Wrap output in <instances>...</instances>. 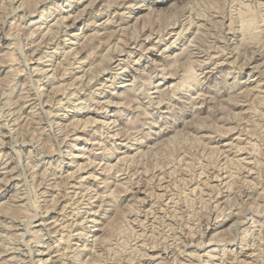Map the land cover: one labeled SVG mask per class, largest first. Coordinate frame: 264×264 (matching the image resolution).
Returning <instances> with one entry per match:
<instances>
[{
  "label": "rangeland",
  "instance_id": "1",
  "mask_svg": "<svg viewBox=\"0 0 264 264\" xmlns=\"http://www.w3.org/2000/svg\"><path fill=\"white\" fill-rule=\"evenodd\" d=\"M27 1L0 0V264H264V0H54L59 11ZM45 6L51 15L39 22ZM106 20L112 39L79 51L84 37L70 34L103 36Z\"/></svg>",
  "mask_w": 264,
  "mask_h": 264
},
{
  "label": "bare ground",
  "instance_id": "2",
  "mask_svg": "<svg viewBox=\"0 0 264 264\" xmlns=\"http://www.w3.org/2000/svg\"><path fill=\"white\" fill-rule=\"evenodd\" d=\"M10 1H11V0H10ZM39 1H40V0H39ZM43 1H45V0H43ZM49 1L51 2V4H53V6H56V5H57V6L55 7V9L53 8L54 11H55V10H56V11H57V10L59 11V10L61 9V4L56 3L54 0H49ZM67 1H69L68 6H72L73 3H75L76 0H67ZM79 1H80V0H79ZM111 1H112V0H111ZM128 1H129V0H128ZM1 2H2V1H1ZM27 2H28V1H27ZM29 2H30V0H29ZM29 2H28V4H29ZM37 2H38V0H37ZM41 2H42V1H40V3H41ZM80 2H81V1H80ZM97 2H100V1H98V0H89L88 4H89V3H90V4L92 3V5H94L95 3L97 4ZM101 2H102V1H101ZM106 2H108V1L105 0V3H106ZM122 2H123V0H122ZM256 2H257V1H256ZM10 3H11V2H10ZM30 3H31V2H30ZM43 3H44V2H43ZM243 3H244V2H243ZM243 3H242V4H243ZM7 4H8V3H7ZM25 4H26V3H25ZM86 4H87V3H86ZM88 4H87V5H88ZM90 4H89V5H90ZM101 4H102V3H101ZM127 4H128V3H127ZM130 4H131V3H129V5H130ZM255 4H256V3H255ZM10 5H11V4H10ZM38 5H39V3H38ZM58 5H59V6H58ZM87 5H86V6H87ZM89 5H88V7H89ZM107 5H108V3H106V8H107ZM110 5H111V4L109 3V6H110ZM132 5H134V4H132ZM245 5H246V4H245ZM261 5H262V4H261ZM22 6H23V5H22ZM32 6H33V5H32ZM34 6H36L35 3H34ZM34 6H33V7H34ZM53 6H52V7H53ZM90 6H91V5H90ZM109 6H108V7H109ZM138 6H139V5H138ZM48 7H50V6H45V7L40 11V14H39L40 16H39V18H38L37 21L42 22V21H44V20L46 19V16H47V15H51V14H49L50 11H49ZM83 7H84V6H83ZM91 7H93V6H91ZM99 7H100V6H99ZM99 7H98V8H99ZM127 7H131V6H127ZM16 8H17V7H16ZM35 8H36V7H34V9H35ZM101 8H102V6H101ZM106 8H105V9H106ZM244 8H245V7H244ZM31 9H32V8H31ZM31 9H30V10H31ZM34 9H32V10H34ZM85 9H86V7H85ZM90 9H91V8H90ZM99 9H100V8H99ZM103 9H104V7H103ZM103 9H102V10H103ZM105 9H104V10H105ZM239 9H240V8H239ZM246 9H248V8H246ZM246 9H245V10H246ZM13 10H15V9H13ZM17 10H18V9H17ZM72 10H73V9H72ZM79 10H80V9H78V11H79ZM81 10H82L81 12H76V13H74L75 15H74V17H73L72 19H73V22L75 21V22H74L75 24H76L77 20L80 18V16H81V14L83 13V11L85 12V10H84L83 8H82ZM88 10H89V9H88ZM92 10H93V9H92ZM95 10H97V9H95ZM95 10H94V11H95ZM158 10H159V9H158ZM54 11H52V13H53ZM98 11H101V10H98ZM192 11H193V10H192ZM214 11H215V10H214ZM216 11H217V9H216ZM242 11H243V10H242ZM249 11H250V10H249ZM6 12H7V11H6ZM90 12H91V11H90ZM107 12H108V11H107ZM114 12H115V11H114ZM218 12H219V10L217 11V13H218ZM222 12H223V11H222ZM247 12H248V11H247ZM247 12H246V15L249 14V12H248V13H247ZM29 13H30V11H29ZM59 13H60V12H59ZM91 13H92V12H91ZM127 13H128V12H127ZM255 13H256V12H255ZM255 13H254V14H255ZM7 14H8V13H7ZM31 14H33V13H31ZM68 14H69V13L65 14L66 16L62 15V17H61L62 19H58V20L55 19L54 21H56V22H55L54 24L56 25V24L58 23L59 20H63V21H64L65 19H63V18H65V17H71V15H73V14H70V16H67ZM229 14H230V13H229ZM251 14H252V12H251ZM256 14H257V13H256ZM11 15H12V14H11ZM28 15H29V14H28ZM58 15H59V14H58ZM82 15H83V14H82ZM115 15H116V13H115ZM188 15H189V14H188ZM195 15H196V14H195ZM7 16H8V15H7ZM30 16H31V15H30ZM138 16H140V15H138ZM191 16H192V15H191ZM214 16H215V15H214ZM216 16H217V14H216ZM221 16H222V15H221ZM241 16H242V15H241ZM241 16H240V17H241ZM256 16H257V15H256ZM5 17H6V16H5ZM86 17H87V16H86ZM91 17H92V16H91ZM223 17H224V16H223ZM247 17H248V16H247ZM81 18H82V17H81ZM206 18H207V17H206ZM228 18H230V16H229ZM233 18H234V17H233ZM249 18H250V17H249ZM253 18H255V17H253ZM256 18H259V17H256ZM67 19H68V18H67ZM120 19H123V18H120ZM187 19H188V17H187ZM203 19H204V18H203ZM211 19H212V18H211ZM245 19H246V18H245ZM250 19H251V18H250ZM262 19H263V17H262L261 19H259V20L261 21ZM34 20H35V19H34ZM214 20H215V19H214ZM11 21H12V20H11ZM32 21H33V20H32ZM81 21H82V20H81ZM89 21H90V20H89ZM91 21H92V20H91ZM208 21H209V20H208ZM212 21H213V20H212ZM231 21H232V20H231ZM248 21H249V20H248ZM263 21H264V19H263ZM12 22H13V21H12ZM104 22H105V21H104ZM108 22L110 23L109 20H108ZM111 22H112V21H111ZM114 22H115V21H114ZM125 22H126V21H125ZM204 22H205V21H204ZM206 22H207V21H206ZM251 22H252V21H251ZM253 22H254V21H253ZM257 22H258V19H257ZM9 23H10V22H9ZM61 23H62V21H61ZM74 23H73V24H74ZM102 23H103V21H102ZM105 23H106L105 26H104V27L102 26L103 29H106V30H105V33H104L103 36H102V35L100 36L97 32L94 33L95 31H94L92 34H86V35H85L84 32H79V33H76V34H75V33H74V34H70V39L76 41V40L81 36V34H82V36L84 37V40H85V41H84L85 44L82 42V44H84V45H82V47L79 46V47H80V48H79V49H80L79 51H81L82 49L86 50V49L88 48V46H90V45H92V46L90 47V50L93 51V50H95L96 48H99V46H100L101 44L103 45V44L106 42L107 39L111 40V39H112V36L114 35V32H115L116 30H118V29H115V31H113L112 29H110L111 26H110V24L107 23V20H106ZM116 23H117V22H116ZM119 23H120V21H119ZM133 23H134V22H133ZM175 23H176V21H175ZM220 23H221V22H220ZM220 23H219L218 26L221 25ZM231 23H232V22H231ZM3 24H4V23H3ZM11 24H12V23H11ZM54 24H53L52 26H55ZM73 24H71V25H73ZM100 24H101V23H100ZM111 24H113V22H112ZM114 24H115V23H114ZM135 24H136V23H135ZM217 24H218V23H217ZM249 24H250V23H249ZM42 25H43V24H42ZM49 25H50V24H49ZM65 25H66V24H65ZM94 25H95V23H90L88 26H94ZM121 25H122V24H121ZM209 25H210V24H209ZM228 25H229V24H228ZM50 26H51V25H50ZM76 26H77V24H76ZM114 26H115V25H114ZM125 26H127V25H125ZM164 26H165V25H164ZM170 26H171V24H170ZM201 26H202V24H201ZM248 26H249V25H248ZM252 26H253V25H252ZM255 26H256V25H255ZM20 27H21V26H20ZM20 27H19V28H20ZM46 27H47V26H46ZM67 27H68V26H67ZM95 27H97V26L95 25ZM132 27H134V26H132ZM168 27H169V25H168ZM208 27H209V26H208ZM211 27H212V26H211ZM215 27H216V26H215ZM253 27H254V26H253ZM70 28H71V27H70ZM87 28H88V27H87ZM121 28H122V26H121ZM121 28H119V29H121ZM124 28H125V27H124ZM159 28H160V27H159ZM195 28H196V27H195ZM197 28H198V27H197ZM213 28H214V27H213ZM251 28H252V27H251ZM251 28H250V29H251ZM39 29H40V28H39ZM55 29H56V28H55ZM77 29H78V28H77ZM79 29H80V28H79ZM125 29H126V28H125ZM125 29H124V30H125ZM129 29H130V28H129ZM202 29H203V28H202ZM204 29H205V28H204ZM229 29H230V28H229ZM81 30H83V29H81ZM122 30H123V29H122ZM122 30H121V32H123ZM135 30H136V29H135ZM246 30H247V29H246ZM257 30H258V29H257ZM47 31H48V30H47ZM100 31H101V30H100ZM228 31H229V30H228ZM9 32H10V31H9ZM29 32H30V31H29ZM43 32H44V31H43ZM48 32H49V31H48ZM121 32H120V33H121ZM131 32H132V31H131ZM163 32H164V31H163ZM192 32H193V31H192ZM250 32H251V31H250ZM252 32H253V31H252ZM256 32H257V31H256ZM256 32H255V33H256ZM32 33H33V32H32ZM46 33H47V32H46ZM100 33L103 34V32H100ZM115 33H116V32H115ZM120 33H119V34H120ZM123 33H124V32H123ZM148 33H149V32H148ZM155 33H156V32H155ZM159 33H161V32H159ZM37 34H38V33H37ZM43 34H44V33H43ZM121 34H122V33H121ZM121 34H120V36L123 35V34H122V35H121ZM157 34H158V33H157ZM170 34H171V33H170ZM175 34H176V33H175ZM206 34H207V33H206ZM206 34H205V35H206ZM210 34H211V33H210ZM253 34H254V33H253ZM6 35H7V34H6ZM6 35H5V36H6ZM11 35H12V34H11ZM49 35H50V34H49ZM129 35H130V34H129ZM133 35H134V34H133ZM215 35H216V34H215ZM251 35H252V34H251ZM255 35H256V34H255ZM16 36H17V35H16ZM28 36H29V35H28ZM30 36H31V35H30ZM41 36H42V34L40 35V37H41ZM43 36H44V35H43ZM45 36H46V34H45ZM116 36H117V35H116ZM116 36H114V38H115ZM144 36H145V35H144ZM150 36H151V35H150ZM150 36H149V37H150ZM175 36H176V35H175ZM257 36H258V35H257ZM257 36H256V37H257ZM14 37H15V35H14ZM32 37H33V36H32ZM47 37H48V36H47ZM129 37H130V36H129ZM133 37H134V36H133ZM153 37H154V36H153ZM161 37H162V36H161ZM207 37H208V36H207ZM252 37H253V36H252ZM16 38H17V37H16ZM49 38H50V37H49ZM65 38H66V37H65ZM137 38H138V37H137ZM193 38H194V37H193ZM42 39H43V38H42ZM205 39H206V36H205ZM257 39H258V37H257ZM259 39H260V38H259ZM17 40H18V39H17ZM27 40H28V39H27ZM51 40H52V39H51ZM109 40H107V42H108ZM123 40H124V39H123ZM191 40H192V39H191ZM196 40H197V39H196ZM198 40H199V39H198ZM198 40H197V41H198ZM200 40H202V39H200ZM36 41H37V40H36ZM113 41H114V40H113ZM192 41H193V40H192ZM207 41H208V40H207ZM209 41H210V40H209ZM258 41H259V40H258ZM42 42H43V41H42ZM42 42H41V43H42ZM72 42H73V41H72ZM254 42H255V41H254ZM7 43H8V42H7ZM38 43H39V42H38ZM49 43H50V42H49ZM69 43H70V42H69ZM134 43H135V42H134ZM173 43H174V42H173ZM193 43H194V41H193ZM198 43H200V42H198ZM202 43H204V42L202 41ZM10 44H11V43H10ZM10 44H9V45H10ZM79 44H80V42H79ZM190 44H191V43H190ZM194 44H195V43H194ZM200 44H201V43H200ZM210 44H211V43H210ZM32 45H33V44H32ZM115 45H116V43H115ZM115 45H114V46H115ZM187 45H188V44H187ZM195 45H197V44H195ZM206 45H207V43H206ZM23 46H24V45H23ZM36 46H37V45H36ZM43 46H44V45H43ZM190 46H191V45H190ZM262 46H263V45H262ZM25 47H26V46H25ZM102 47H103V46H102ZM129 47H130V46H129ZM148 47H149V46H148ZM188 47H189V46H188ZM201 47H202V46H201ZM105 48H106V45H105ZM112 48L114 49L113 46H112ZM116 48H117V47H116ZM118 48H119V47H118ZM108 49H109V47L106 49L107 52H108ZM137 49H138V48H137ZM164 49H165V48H164ZM187 49H188V48H187ZM198 49H199V48H198ZM257 49H258V48H257ZM260 49H261V48H260ZM69 50H70V49H69ZM75 50H76V49H75ZM84 50H82V51H84ZM185 50H186V49H185ZM251 50H252V49H251ZM32 51H34V50H32ZM32 51H31V52H32ZM54 51H55V50H54ZM57 51H58V50H57ZM71 51H72V50H71ZM92 51L87 52L88 55H91ZM118 51H119V50H118ZM195 51H196V50H195ZM202 51H203V50H202ZM4 52H5V51H4ZM4 52H3V53H4ZM140 52H141V51H140ZM16 53H17V52H16ZM79 53H80V52H79ZM114 53H115V52H114ZM142 53H143V52H142ZM187 53H188V52H187ZM213 53H214V52H213ZM223 53H224V52H223ZM4 54H6V53H4ZM65 54H67V53H65ZM100 54H101V53H100ZM104 54H105V53L102 52V54H101L100 56L98 55V56H99V57H97L98 60H99V61L97 62L98 65H102V64L105 63V62H104V61H105L104 58H106L105 56H106L107 54H106V55H104ZM190 54H191V53H190ZM220 54H221V53H220ZM251 54H252V53H251ZM261 54H262V53H261ZM263 54H264V53H263ZM26 55H27V54H26ZM50 55H51V54H50ZM72 55H73V54H72ZM72 55H71V56H72ZM108 55H109V53H108ZM108 55H107V56H108ZM178 55H180V54L178 53ZM178 55H177V56H178ZM191 55H192V54H191ZM32 56H33V55H32ZM77 56H78V55H77ZM77 56H76V57H77ZM86 56H87V55H86ZM177 56H176V57H177ZM185 56H186V55H185ZM251 56H252V55H251ZM19 57H20V56H19ZM40 57H41V56H40ZM161 57H162V56H161ZM64 58H65V57H64ZM86 58H87V57H86ZM35 59H36V58H35ZM62 59H63V58H62ZM74 59H75V58H74ZM112 59H113V58H112ZM0 60H1V59H0ZM43 60H44V59H43ZM107 60H108V59H107ZM109 60H110V59H109ZM193 60H194V59H193ZM83 61H85V60H83ZM174 61H175V60H174ZM178 61H179V60H178ZM186 61H187V60H186ZM188 61H189V60H188ZM191 61H192V60H191ZM246 61H247V60H246ZM27 62H28V61H27ZM32 62H33V61H32ZM37 62H38V60H37ZM40 62H41V61H40ZM67 62H68V61H67ZM80 62H81V61H80ZM85 62H87V61H85ZM85 62H84V63H85ZM194 62H195V61H194ZM205 62H206V61H205ZM262 62H264V61H262ZM60 63H61V62H60ZM72 63H73V62H72ZM92 63H94V62H92ZM148 63H149V62H148ZM154 63H155V62H154ZM53 64H54V63H53ZM97 64H96V65H97ZM157 64H158V63H157ZM200 64H201V63H200ZM2 65H3V64H2ZM43 65H44V64H43ZM104 65H107V64H104ZM116 65H117V64H116ZM126 65H127V64H126ZM184 65H185V64H184ZM13 66H14V65H13ZM40 66H41V65H40ZM45 66H46V65H45ZM67 66H68V65H67ZM102 66H103V65H102ZM181 66H182V65H181ZM201 66H202V65H201ZM55 67H57V66H55ZM70 67H71V66H70ZM79 67H80V66H79ZM95 67H96V66H95ZM170 67H172V66H170ZM174 67H175V65H174ZM189 67H190V66H189ZM220 67H221V66H220ZM15 68H16V67H15ZM66 68H67V67H66ZM31 69H32V68H31ZM63 69H65V68H63ZM85 69H86V68H85ZM91 69H93V68H91ZM101 69L105 70V67H104V68L102 67ZM113 69H114V68H113ZM189 69H192V68H189ZM189 69H187V70H189ZM35 70H36V69H35ZM40 70H41V69H40ZM54 70H55V69H54ZM54 70H53V71H54ZM58 70H59V69H58ZM122 70H123V69H122ZM122 70H120V71H122ZM187 70H186V72H187ZM206 70H207V69H206ZM253 70H254V69H253ZM257 70H258V69H257ZM73 71H74V70H73ZM85 71H86V70H85ZM106 71H107V70H106ZM153 71H154V70H153ZM190 71H191V70H189L188 72H190ZM255 71H256V70H255ZM7 72H8V71H7ZM7 72H6V73H7ZM10 72H11V71H10ZM37 72H38V70H37ZM68 72H69V71H68ZM86 72H87V71H86ZM188 72L186 73V75H188ZM192 72L194 73V70H192ZM192 72H191V74H192ZM20 73H21V72H20ZM38 73H39V72H38ZM52 73H53V72H52ZM63 73H64V71H63ZM90 73H92V72H90ZM175 73H176V72H175ZM183 73H184V72H183ZM224 73H225V72H224ZM33 74H34V73H33ZM42 74H43V73H42ZM64 74H65V73H64ZM84 74H85V73H84ZM94 74H95V73H94ZM94 74L92 73L93 76H95ZM96 74H97V73H96ZM181 74H182V73H181ZM191 74H190V75H191ZM226 74H227V73H226ZM8 75H9V74H8ZM12 75H13V74H12ZM14 75H15V74H14ZM30 75H31V74H30ZM49 75H50V73H49ZM49 75H48V76H49ZM97 75H99V74H97ZM173 75H174V74H173ZM190 75H189V76H190ZM194 75H196V74H194ZM50 76H51V75H50ZM175 76H176V75H175ZM184 76H185V74H184ZM39 77H40V76H39ZM73 77H74V76H73ZM75 77H76V76H75ZM96 77H97V76H96ZM133 77H134V76H133ZM173 77H174V76H173ZM182 77H183V76H182ZM186 77H187V76H186ZM52 78H53V77H52ZM60 78H61V77H60ZM83 78H84V77H83ZM83 78H82V79H83ZM179 78H180V76H179ZM191 78L195 79L194 76L191 77ZM191 78H190V79H191ZM6 79H8V78H6ZM6 79H5V80H6ZM61 79H62V78H61ZM73 79H74V78H73ZM73 79H72V80H73ZM182 79L184 80V78H182ZM193 79H192V80H193ZM3 80H4V79H3ZM48 80H49V79H48ZM188 80H189V78H188ZM223 80H224V79H223ZM8 81H9V80H8ZM76 81H77V80H76ZM92 81H94V80H92ZM111 81H112V80H111ZM185 81H187V80H184V82H185ZM1 82H2V81H1ZM36 82H37V81H36ZM57 82H58V81H57ZM184 82H183V83H184ZM37 83H38V82H37ZM37 83H36V84H37ZM81 83H82V81H81ZM144 83H145V82H144ZM158 83H159V82H158ZM185 83H187V82H185ZM63 84H64V83H63ZM103 84H104V83H103ZM172 84H173V83H172ZM172 84H171V85H172ZM178 84H179V83H178ZM194 84H195V83H194ZM11 85H12V84H10V87H9V86H8V87H9V88H13V87H11ZM23 85H24V84H23ZM23 85H22V86H23ZM80 85H81V84H80ZM189 85H190V84H189ZM28 86H30V85H28ZM75 86H76V85H75ZM81 86H82V85H81ZM101 86H102V85H101ZM101 86H100V87H101ZM151 86H152V85H151ZM203 86H204V85H203ZM176 87H177V86H176ZM6 88H7V87H6ZM35 88H36V87H35ZM40 88H41V87H40ZM42 88H43V87H42ZM96 88H97V87H96ZM256 88H257V87H256ZM22 89H23V88H22ZM60 89H62V88H61V84H58L57 86H53V88H52V92L57 93V91H59ZM77 89H78V88H77ZM131 89H132V88H131ZM246 89H247V88H246ZM254 89H255V88H254ZM263 89H264V88H263ZM8 90H9V89H8ZM11 90H12V89H11ZM62 90H63V89H62ZM62 90H61V91H62ZM79 90H80V89H79ZM186 90H187V89H186ZM202 90H203V89H202ZM205 90H206V89H205ZM250 90H252L251 87H250ZM24 91H25V90H24ZM24 91H23V92H24ZM67 91H68V90H67ZM165 91H166V90H165ZM260 91H261V90H260ZM263 91H264V90H263ZM23 92H22L21 94H19V98H21L22 101H27V99H28L29 97H28V95L24 94ZM29 92H30V91H29ZM47 92H48V91H47ZM81 92H82V91H81ZM248 92H249V91H248ZM255 92H256V91H255ZM54 93H53V94H54ZM11 94H12V93H11ZM34 94H35V93H34ZM47 94H48V93H47ZM61 94H62V93H61ZM92 94H93V93H92ZM167 94H168V93H167ZM248 94H249V93H248ZM258 94H259V93H258ZM36 95H37V94H36ZM164 95H165V94H164ZM203 95H204V94H203ZM48 96H49V95H48ZM92 96H93V95H92ZM209 96H210V95H209ZM259 96H260V95H259ZM27 97H28V98H27ZM193 97H194V96H193ZM0 98H1V97H0ZM65 98H66V97H65ZM89 98H90V97H89ZM162 98H163V96H162ZM252 99H253V98H252ZM258 99H259V98H258ZM260 99H261V98H260ZM17 100H18V99H17ZM33 100H34V99H33ZM49 100H51V98H50ZM20 101H21V100H20ZM22 101H21V102H22ZM45 101H46V100H45ZM179 101H180V100H179ZM206 101H207V100H206ZM229 101H230V100H229ZM229 101H228V102H229ZM233 101H234V100H233ZM257 101H259V100H257ZM261 101H262V100H261ZM15 102H16V101H15ZM47 102H48V99H47ZM51 102H52V101H51ZM81 102H83V101H81ZM86 102H87V101H86ZM101 102H102V101H101ZM163 102H164V101H163ZM210 102H211V101H210ZM259 102H260V101H259ZM40 103H41V102H40ZM48 103H49V102H48ZM55 103H57V102H55ZM79 103H80V102H79ZM117 103H118V102H117ZM170 103H171V102H170ZM262 103H263V102H262ZM4 104H5V103H4ZM7 104H8V103H7ZM10 104H11V103H10ZM107 104H108V102H107ZM111 104H112V103H111ZM176 104H177V103H176ZM55 105H56V104H55ZM69 105H70V104H69ZM242 105H243V104H242ZM263 105H264V103H263ZM36 106H37V105H36ZM79 106H80V105H79ZM100 106H101V105H100ZM11 107H13V106H11ZM30 107H31V105H30ZM114 107H115V106H114ZM247 107H248V106H247ZM9 108H10V106H9ZM88 108H89V107H88ZM57 109H58V108H57ZM59 109H60V108H59ZM100 109H101V108H100ZM102 109H103V108H102ZM248 109H249V108H248ZM0 110H1V109H0ZM75 110H76V109H75ZM94 110H95V109H94ZM193 110H194V109H193ZM10 111H11V110H10ZM13 111H14V110H13ZM18 111H19V110H18ZM248 111H249V110H248ZM29 112H30V111H29ZM256 112H257V111H256ZM262 112H263V110H262ZM35 113H36V112H35ZM46 113H47V112H46ZM181 113H182V111H181ZM195 113H196V112H195ZM237 113H238V112H237ZM50 114H51V113H50ZM263 114H264V113H263ZM7 115H8V114H7ZM19 115H20V114H19ZM44 115H45V114H44ZM191 115H192V114H191ZM8 116H9V115H8ZM8 116H7V117H8ZM17 116H18V115H17ZM38 116H39V115H38ZM46 116H47V114H46ZM46 116H45V117H46ZM117 116H118V115H117ZM171 116H172V115H171ZM28 117H29V116H28ZM28 117H27V118H28ZM88 117H89V116H88ZM233 117H235V115H234ZM17 118H18V117H17ZM201 118H202V117H201ZM39 119H40V118H39ZM47 119H48V118H47ZM89 119H90V118H89ZM178 119H179V118H178ZM71 120L73 121L72 118H71ZM85 120H87V119H85ZM255 120H256V119H255ZM32 121H33V120H32ZM32 121H31V122H32ZM77 121H78V120H77ZM98 121H99V120H98ZM245 121H246V120H245ZM14 122H16V121H14ZM48 122H49V120H48ZM74 122H75V121H74ZM87 122H89V120H87ZM193 122H194V121H193ZM258 122H259V121H258ZM19 123H20V122H19ZM29 123H30V122H29ZM36 123H38V122H36ZM51 123H52V122H51ZM95 123H96V121H95ZM97 123H99V122H97ZM103 123H105V122H103ZM109 123H110V122H109ZM236 123H237V121H236ZM57 124H58V123H57ZM67 124H69V123H67ZM71 124H72V123H71ZM71 124H70V125H71ZM85 124H86V123H85ZM87 124H88V123H87ZM92 124H94V122H92ZM182 124H183V123H182ZM249 124H250V123H249ZM3 125H4V124H3ZM11 125H12V124H11ZM31 125H32V124H31ZM31 125H30V126H31ZM49 125H50V124H49ZM76 125H77V124H76ZM202 125H203V123H202ZM204 125H205V124H204ZM255 125H256V124H255ZM6 126H7V125H6ZM26 126H27V125H26ZM33 126H34V125H33ZM40 126H41V125H40ZM79 126H80V125H79ZM85 126H86V125H85ZM185 126H186V125H185ZM236 126H237V125H236ZM71 127H72V126H71ZM82 127H83V126H82ZM202 127H203V126H202ZM218 127L220 128V126H218ZM218 127H217V128H218ZM0 128H1V127H0ZM6 128H7V127H6ZM26 128H27V127H26ZM199 128H200V127H199ZM229 128H230V127H229ZM232 128H233V127H232ZM232 128H231V129H232ZM240 128H241V127H240ZM244 128H245V127H244ZM248 128H249V127H248ZM63 129H64V128H63ZM83 129H84V127H83ZM175 129H176V128H175ZM222 129H223V128H222ZM233 129H234V128H233ZM241 129H242V128H241ZM245 129H247V128H245ZM251 129H252V128H251ZM251 129H249V131H250ZM7 130H8V129H7ZM99 130H101V129H99ZM180 130H181V129H180ZM225 130H226V129H225ZM225 130H224V131H225ZM229 130H230V129H229ZM242 130H243V129H242ZM258 130H259V129H258ZM194 131H195V130H194ZM214 131H215V130H214ZM219 131H220V130H219ZM245 131H246V130H245ZM0 132H1V131H0ZM39 132H40V131H39ZM74 132H75V131H74ZM175 132H176V131H175ZM225 132H226V131H225ZM230 132H231V130H230ZM8 133H10V132H8ZM172 133H173V132H172ZM190 133H191V132H190ZM219 133H221V132H219ZM219 133H218V134H219ZM245 133H246V132H245ZM34 134H35V133H34ZM39 134H40V133H39ZM68 134H69V133H68ZM213 134H214V133H213ZM215 134H216V133H215ZM222 134H223V133H222ZM225 134H227V133H225ZM247 134H248V133H247ZM1 135H2V134H1ZM1 135H0V136H1ZM5 135H6V134H5ZM208 135H209V134H208ZM238 135H239V134H238ZM251 135H252V134H251ZM9 136H10V134H9ZM17 136H18V135H17ZM108 136H109V135H108ZM202 136H203V135H202ZM209 136H210V135H209ZM263 137H264V136H263ZM15 138H16V137H15ZM37 138H38V137H37ZM37 138H36V139H37ZM40 138H41V137H40ZM51 138H52V137H51ZM62 138H63V137H62ZM123 138H124V137H123ZM82 139H83V138H82ZM201 139H202V138H201ZM206 139H207V138H206ZM237 139H238V138H237ZM95 140H96V139H95ZM107 140H108V139H107ZM197 140H198V139H197ZM197 140H196V141H197ZM207 140H208V139H207ZM6 141H7V140H6ZM29 141H30V140H29ZM3 142H4V141H3ZM35 142H36V141H35ZM119 142H120V141H119ZM154 142H155V141H154ZM248 142H249V141H248ZM18 143H19V142H18ZM29 143H30V142H29ZM86 143H87V142H86ZM91 143H92V142H91ZM14 144H15V143H14ZM37 144H38V143H37ZM201 144H202V143H201ZM223 144H226V143H223ZM103 145H104V144H103ZM229 145H230V144H229ZM71 146H72V145H71ZM235 146H236V145H235ZM235 146H234V147H235ZM37 147H38V146H37ZM73 147H74V146H73ZM202 147H203V145H202ZM208 147H209V146H208ZM210 147H211V146H210ZM210 147H209V148H210ZM248 147H249V146H248ZM32 148H33V147H32ZM107 148H108V147H107ZM113 148H114V147H113ZM196 148H198V147H196ZM240 148H241V147H240ZM73 149H75V148H73ZM201 149H202V148H201ZM242 149H243V148H242ZM252 149H253V148H252ZM12 150H13V149H12ZM146 150H147V149H146ZM146 150H145V151H146ZM204 150H205V149H204ZM213 150H214V149H213ZM239 150H241V149H239ZM243 150H244V149H243ZM29 151H30V150H29ZM83 151H84V150H83ZM196 151H197V150H196ZM201 151H202V150H201ZM211 151H212V149H211ZM252 151H254V150H252ZM31 152H32V151H31ZM37 152H38V151H37ZM228 152H229V151H228ZM247 152H248V151H247ZM2 153H3V152H2ZM17 153H18V152H17ZM66 153H67V152H66ZM139 153H140V152H139ZM187 153H188V152H187ZM200 153H201V152H200ZM213 153H214V151H213ZM238 153H239V152H238ZM256 153H257V152H256ZM71 154H72V153H71ZM142 154H143V153H142ZM182 154H183V153H182ZM182 154H181V155H182ZM209 154H211V152H210ZM248 154H249V153H248ZM0 155H1V154H0ZM29 155H30V152H29ZM34 155H35V154H34ZM39 155H40V154H39ZM46 155H47V154H46ZM66 155H67V154H66ZM68 155H70V154H68ZM131 155H132V154H131ZM145 155H146V154H145ZM145 155H144V156H145ZM183 155H184V154H183ZM201 155H202V154H201ZM201 155H200V156H201ZM233 155H234V154H233ZM254 155H255V154H254ZM4 156H5V155H4ZM6 156H7V155H6ZM30 156H31V155H30ZM59 156H60V155H59ZM127 156H128V155H126V157H127ZM207 156H208V155H207ZM207 156H206V157H207ZM210 156H211V155H210ZM221 156H222V155H221ZM39 157H40V156H39ZM42 157H43V156H42ZM129 157H130V155H129ZM177 157H178V156H177ZM177 157H176V159H177ZM191 157H192V156H191ZM213 157H214V155H213ZM231 157H232V156H231ZM259 157H260V156H259ZM259 157H258V158H259ZM4 158H5V157H4ZM244 158H245V157H244ZM127 159H128V158H127ZM127 159H126V160H127ZM138 159H139V158H138ZM141 159H143V158L141 157ZM178 159H179V158H178ZM187 159H188V158H187ZM190 159H191V158H190ZM198 159H199V158H198ZM237 159H238V158H237ZM20 160H21V159H20ZM116 160H117V159H116ZM116 160H115V161H116ZM123 160H124V158H123ZM123 160H122V161H123ZM193 160H194V159H193ZM228 160H229V159H228ZM233 160H234V159H233ZM248 160H249V159H248ZM259 160H260V159H259ZM26 161H27V159H26ZM28 161H29V160H28ZM88 161H89V160H88ZM90 161H91V160H90ZM133 161H136V160H133ZM137 161H138V160H137ZM178 161H179V160H178ZM231 161H232V160H231ZM244 161H245V160H244ZM116 162H119V161H116ZM127 162H130V159H129V161H127ZM131 162H132V161H131ZM189 162H190V161H189ZM223 162H224V161H223ZM241 162H242V161H241ZM258 162H259V161H258ZM86 163H88V162H86ZM123 163H124V161H123ZM173 163H174V162H173ZM227 163H228V162H227ZM227 163H226V164H227ZM248 163H249V162H248ZM24 164H25V163H24ZM28 164H29V163H28ZM81 164H82V163H81ZM130 164H131V163H130ZM130 164H129V165H130ZM170 164H171V163H170ZM183 164H184V163H183ZM197 164H198V163H197ZM236 164H237V163H236ZM31 165H32V164H31ZM111 165H112V164H111ZM111 165H110V166H111ZM131 165H134V164L132 163ZM137 165H138V164H137ZM186 165H188V164H186ZM200 165H202V164H200ZM200 165H199V166H200ZM231 165H232V164H231ZM240 165H241V164H240ZM245 165H246V164H245ZM24 166H25V165H24ZM78 166H80V165H78ZM108 166H109V165H108ZM114 166H116V165H114ZM142 166H143V165H142ZM159 166H160V165H159ZM171 166H172V165H171ZM180 166H181V165H180ZM183 166H184V165H183ZM209 166H210V165H209ZM213 166H214V164H213ZM224 166H225V164H224ZM22 167H23V166H22ZM46 167H47V166H46ZM89 167H90V165H89ZM89 167H88V168H89ZM119 167H120V166H119ZM140 167H141V166H140ZM193 167H194V166H193ZM200 167H201V166H200ZM214 167H215V166H214ZM226 167H227V165H226ZM231 167H232V166H231ZM235 167H236V166H235ZM240 167H242V166H240ZM255 167H256V165H255ZM86 168H87V167H86ZM113 168H114V167H113ZM115 168H116V167H115ZM130 168H131V167H130ZM132 168H133V167H132ZM157 168H159V167H157ZM161 168H162V167H161ZM164 168H165V167H164ZM167 168H168V166H167ZM171 168H172V167H170L169 169H171ZM183 168H184V167H183ZM212 168H213V167H212ZM219 168H221V167H219ZM223 168H224V167H223ZM236 168H237V167H236ZM242 168H243V167H242ZM257 168H258V166H257ZM25 169H26V168H25ZM30 169H31V168H30ZM77 169H78V168H77ZM77 169H76V171H77ZM82 169H83V168H82ZM121 169H122V167H121ZM126 169H127V168H126ZM154 169H155V168H154ZM154 169H152V171H153ZM181 169H182V167H181ZM188 169H189V168H188ZM191 169H193L192 166H191ZM221 169H222V168H221ZM237 169H238V168H237ZM258 169H259V168H258ZM15 170H16V169H15ZM34 170H35V169H34ZM78 170H80V169H78ZM84 170H85V169H84ZM111 170H112V169H111ZM135 170H136V169H135ZM135 170H134V171H135ZM146 170H147V169H146ZM161 170H162V169H161ZM186 170H187V166H186ZM202 170H203V169H202ZM252 170H253V169H252ZM4 171H5V170H4ZM223 171H224V170H223ZM239 171H240V170H239ZM262 171H264V170H262ZM6 172H7V171H6ZM11 172H12V171H11ZM48 172H49V171H48ZM78 172H79V171H78ZM135 172H136V171H135ZM137 172H138V171H137ZM137 172H136V173H137ZM142 172H143V171H142ZM171 172H172V171H171ZM183 172H184V171H183ZM191 172H192V171H191ZM199 172H200V171H199ZM201 172H202V171H201ZM205 172H206V171H205ZM231 172H232V171H231ZM256 172H257V171H256ZM258 172H259V170H258ZM260 172H261V171H260ZM108 173H109V172H108ZM117 173H118V172H117ZM131 173H132V172H131ZM148 173H149V172H148ZM152 173H153V172H152ZM188 173H189V172H188ZM192 173H193V172H192ZM192 173H191V174H192ZM229 173H230V172H229ZM233 173H234V172H233ZM248 173H249V172H248ZM15 174H16V173H15ZM15 174H14V175H15ZM26 174H27V173H26ZM33 174H34V173H33ZM35 174H36V173H35ZM142 174H143V173H142ZM176 174H177V173H176ZM186 174H187V173H186ZM203 174H204V173H203ZM216 174H217V173H216ZM216 174H215V175H216ZM225 174H226V173H225ZM225 174H224V175H225ZM231 174H232V173H231ZM236 174H237V173H236ZM259 174H260V173H259ZM41 175H42V174H41ZM44 175H45V174H44ZM51 175H53V174H51ZM111 175H112V174H111ZM116 175H117V174H116ZM118 175H119V174H118ZM168 175H169V174H168ZM172 175H173V174H172ZM184 175H185V174H184ZM240 175H242V174H240ZM261 175H262V174H261ZM4 176H5V175H4ZM25 176H26V175H25ZM31 176L33 177V175H31ZM35 176H36V175H35ZM42 176H43V175H42ZM42 176H41V177H42ZM128 176H129V175H128ZM132 176L134 177V175H132ZM160 176H162V175H160ZM164 176H165V175H164ZM198 176H199V174H198ZM205 176H206V175H205ZM211 176H212V175H211ZM218 176H219V175H218ZM246 176H247V175H246ZM72 177H73V176H72ZM139 177H140V176H139ZM169 177H170V176H169ZM214 177H215V176H214ZM221 177H222V176H221ZM235 177H239V176H236V175H235ZM240 177H241V176H240ZM255 177H256V176H255ZM39 178H40V176H39ZM81 178H82V177H81ZM83 178H84V177H83ZM89 178H90V177H89ZM163 178H164V177H163ZM171 178H172V177H171ZM198 178H199V177H198ZM219 178H220V176L218 177V179H219ZM231 178H232V176H231ZM36 179H37V178H36ZM116 179H117V178H116ZM131 179H132V178H130V180H131ZM177 179H178V178H177ZM187 179H188V178H187ZM214 179H215V178H214ZM256 179H257V178H256ZM38 180H39V179H38ZM139 180H140V179H139ZM153 180H154V178H153ZM181 180H182V178H181ZM211 180H212V179H211ZM242 180H243V179H242ZM6 181H7V180H6ZM6 181H5V183H6ZM44 181H45V180H44ZM67 181H68V180H67ZM132 181H133V180H132ZM145 181H146V180H145ZM148 181H149V180H148ZM160 181H161V179H160ZM162 181H165V180L163 179ZM231 181H232V180H231ZM234 181H235V180H234ZM0 182H1V181H0ZM134 182H135V181H134ZM185 182H186V181H184V183H185ZM227 182H228V181H227ZM236 182H237V181H236ZM257 182H258V181H257ZM261 182H262V181H261ZM2 183H3V182H2ZM42 183H43V182H42ZM42 183H41V184H42ZM45 183H46V182H45ZM45 183H44V184H45ZM115 183H116V182H115ZM115 183H114V184H115ZM147 183H148V182H147ZM147 183H146V184H147ZM159 183H160V182H159ZM177 183H178V182H177ZM198 183H199V182H198ZM206 183H207V182H206ZM246 183H247V182H246ZM116 184H117V183H116ZM120 184H121V183H120ZM139 184H140V183H139ZM174 184H175V183H174ZM178 184H179V183H178ZM186 184H187V183H185V185H186ZM212 184H213V183H212ZM216 184H217V183H216ZM236 184H237V183H236ZM242 184H243V183H242ZM244 184H245V183H244ZM247 184L249 185L250 183H247ZM17 185H18V184H17ZM20 185H21V184H20ZM39 185H40V184H39ZM135 185H136V184H135ZM175 185H176V184H175ZM182 185H183V184H182ZM206 185H207V184H206ZM231 185H232V184H231ZM231 185H229V186H231ZM253 185H254V183H253ZM256 185H257V184H256ZM29 186H30V185H29ZM46 186H47V185H46ZM46 186H45V187H46ZM69 186H70V185H69ZM89 186H90V185H89ZM126 186H127V185H126ZM151 186H152V185H151ZM173 186H174V185H173ZM179 186H180V185H179ZM179 186H178V187H179ZM186 186H187V185H186ZM220 186H221V185H220ZM235 186H236V185H235ZM238 186H239V185H238ZM40 187H41V186H40ZM82 187H83V186H82ZM116 187H117V186H116ZM130 187H131V186H130ZM145 187H146V186H145ZM160 187H161V186H160ZM183 187H184V186H183ZM208 187H209V186H208ZM216 187H217V185H216ZM221 187H222V186H221ZM252 187H253V186H252ZM15 188H16V187H15ZM27 188H28V187H27ZM38 188H39V187H38ZM38 188H37V189H38ZM79 188H80V186H79ZM87 188H88V187H87ZM131 188H132V187H131ZM148 188H149V187H148ZM171 188H172V187H171ZM193 188H194V187H193ZM193 188H192V189H193ZM212 188H213V187H211V190H212ZM228 188H230V187H228ZM231 188H232V187H231ZM244 188H245V187H244ZM43 189H44V188H43ZM50 189H51V188H50ZM127 189H128V187H127ZM158 189H159V188H158ZM166 189H167V188H166ZM182 189H183V188H182ZM201 189H202V188H201ZM216 189H217V188H216ZM218 189H219V188H218ZM226 189H227V188H226ZM19 190H20V189H19ZM66 190H67V189H66ZM66 190H65V191H66ZM90 190H91V189H90ZM131 190H132V189H131ZM149 190H150V189H149ZM168 190H169V189H168ZM178 190H179V189H178ZM206 190H207V189H206ZM31 191H32V190H31ZM125 191H126V190H125ZM141 191H142V190H141ZM143 191H144V190H143ZM182 191H183V190H182ZM187 191H188V190H187ZM218 191H219V190H218ZM236 191H237V189H236ZM238 191H239V190H238ZM254 191H255V190H254ZM24 192H25V191H24ZM168 192H169V191H168ZM170 192H171V191H170ZM226 192H227V191H226ZM245 192H246V191H245ZM21 193H22V192H21ZM77 193H78V192H77ZM83 193H84V192H83ZM86 193H87V192H86ZM89 193H90V192H89ZM94 193H95V192H94ZM143 193H144V192H143ZM163 193H164V192H163ZM172 193H173V192H172ZM184 193H185V192L183 191L182 194H184ZM191 193H192V192H191ZM199 193H200V192H199ZM209 193H210V192H209ZM218 193H219V192H218ZM230 193H231V192H230ZM238 193H239V192H238ZM52 194H53V193H52ZM97 194H98V193H97ZM156 194H157V193H156ZM158 194H159V193H158ZM158 194H157V195H158ZM165 194H166V193H165ZM188 194H190V193L188 192ZM188 194H187V195H188ZM216 194H217V193H215V195H216ZM233 194H234V193H233ZM32 195H33V194H32ZM69 195H70V194H69ZM74 195H76V193H75ZM103 195H104V194H103ZM163 195H164V194H163ZM171 195H172V194H171ZM187 195H186V196H187ZM192 195H193V194H192ZM15 196H16V195H15ZM25 196H26V195H25ZM77 196H78V195H77ZM196 196H197V195H196ZM209 196H210V194H209ZM231 196H232V195H231ZM239 196H240V195H239ZM249 196H250V195H249ZM52 197H54V196L52 195ZM74 197H75V196H74ZM101 197H102V196H101ZM158 197H159V196H158ZM160 197H162V196H160ZM172 197H173V196H172ZM215 197H216V196H215ZM217 197H219V196H217ZM226 197H227V196H226ZM246 197H247V196H246ZM258 197H259V196H258ZM95 198H96V197H95ZM105 198H107V197H105ZM128 198H129V197H128ZM188 198H189V197H188ZM207 198H208V197H207ZM232 198H233V197H232ZM249 198H250V197H249ZM17 199H18V198H17ZM101 199H102V198H101ZM101 199H100V200H101ZM160 199H161V198H160ZM195 199H196V198H195ZM203 199H204V198H203ZM230 199H231V198H230ZM251 199H252V198H251ZM75 200H76V199H75ZM75 200H74V201H75ZM139 200H140V199H139ZM196 200H197V199H196ZM196 200H195V201H196ZM252 200H254V199H252ZM53 201H54V200H53ZM77 201H78V200H77ZM79 201H80V200H79ZM89 201H90V200H89ZM136 201H137V200H136ZM144 201H145V200H144ZM175 201H176V200H175ZM200 201H201V200H200ZM228 201H229V200H228ZM232 201H233V200H232ZM54 202H55V201H54ZM133 202H134V201H133ZM140 202H141V201H140ZM162 202H163V201H162ZM176 202H177V201H176ZM176 202H175V204H176ZM189 202H190V201H189ZM197 202H198V201H197ZM202 202H203V201H202ZM207 202H208V201H207ZM207 202H205V203H207ZM253 202H254V201H253ZM57 203H58V202H57ZM79 203H80V202H79ZM126 203H127V202H126ZM141 203H142V202H141ZM151 203H152V202H151ZM235 203H236V202H235ZM243 203H244V202H243ZM247 203H248V202H247ZM6 204H7V203H6ZM24 204H25V203H24ZM52 204H53V203H52ZM99 204H100V203H99ZM102 204H103V203H102ZM156 204H157V203H156ZM156 204H155V205H156ZM184 204H185V203H184ZM189 204H191V203H189ZM200 204H201V203H200ZM262 204H263V203H262ZM18 205H19V204H18ZM95 205H96V204H95ZM113 205H114V204H113ZM150 205H151V204H150ZM169 205H170V204H169ZM228 205H229V204H228ZM248 205H249V204H248ZM9 206H10V205H9ZM11 206L13 207V205H11ZM26 206H27V205H26ZM44 206H45V205H44ZM46 206H47V205H46ZM50 206H52V205H50ZM72 206H73V205H72ZM74 206H75V205H74ZM97 206H98V205H97ZM153 206H154V205H153ZM175 206H176V205H175ZM202 206H203V205H202ZM214 206H215V204H214ZM214 206H213V207H214ZM222 206H223V205H222ZM231 206H232V204H231ZM231 206H230V207H231ZM237 206H240V205H237ZM237 206H236V207H237ZM24 207H25V206H24ZM24 207H23V209H24ZM65 207H66V204H65ZM86 207H87V206H86ZM98 207H99V206H98ZM121 207H122V206H121ZM134 207H135V204H134ZM134 207H132V210H133ZM190 207H191V206H190ZM206 207H207V206H206ZM216 207H217V206H216ZM220 207H221V206H220ZM243 207H244V206H243ZM4 208H5V207H4ZM9 208H10V207H9ZM9 208H7V210L11 213V211L9 210ZM17 208H19V207H17ZM17 208H16V209H17ZM150 208H151V207H150ZM159 208H160V207H159ZM176 208H177V207H176ZM193 208H194V204H193ZM214 208H215V207H214ZM224 208H225V207H224ZM227 208H228V207H227ZM13 209H14V208H13ZM23 209H22V211H24ZM26 209H27V208H26ZM60 209H61V208H60ZM62 209H63V208H62ZM103 209H105V208H103ZM122 209H123V208H122ZM135 209H136V208H135ZM135 209H134V210H135ZM137 209H138V208H137ZM160 209H161V208H160ZM162 209H163V208H162ZM174 209H175V208H174ZM185 209H186V208H185ZM211 209H212V208H211ZM225 209H226V208H225ZM252 209H253V208H252ZM258 209H259V208H258ZM95 210H96V209H95ZM129 210H130V209H129ZM146 210H147V209H146ZM146 210H145V211H146ZM190 210H191V209H190ZM200 210H201V209H200ZM261 210H262V209H261ZM3 211H4V214H5V210H3ZM13 211H14V210H13ZM15 211H16V210H15ZM19 211H20V209H19ZM19 211H18L17 213H19ZM22 211H21V212H22ZM48 211H49V209H48ZM76 211H77V210H76ZM136 211H137V210H136ZM150 211H151V210H150ZM252 211H253V210H252ZM256 211H257V210H256ZM256 211H255V212H256ZM39 212H40V211H39ZM80 212H81V211H80ZM117 212H119V211H117ZM133 212H134V211H132V213H133ZM138 212H139V211H138ZM138 212H137V213H138ZM175 212H176V211H175ZM183 212H184V211H183ZM191 212H192V211H191ZM197 212H198V211H196V213H197ZM205 212H206V210H205ZM224 212H225V211H224ZM10 213H8V214H9V215H12V213H11V214H10ZM24 213H25V212H24ZM24 213H23V215H24ZM32 213H33V212H32ZM46 213H47V212H46ZM46 213H45V214H46ZM86 213H87V212H86ZM128 213H129V212H128ZM134 213H135V212H134ZM173 213H174V212H173ZM207 213H208V212H207ZM15 214H16V212H15ZM58 214H59V213H58ZM116 214H117V213H116ZM116 214H115V215H116ZM119 214H120V213H119ZM122 214H123V213H122ZM151 214H152V213H151ZM151 214H150V215H151ZM156 214H157V213H156ZM182 214H183V213H182ZM189 214H190V213H189ZM219 214H220V213H219ZM235 214H236V213H235ZM257 214H258V213H257ZM262 214H263V213H262ZM5 215H6V214H5ZM5 215H4V216H5ZM16 215H17V214H16ZM23 215H22V216H23ZM145 215H146V214H145ZM150 215H149V216H150ZM194 215H195V214H194ZM221 215H222V214H221ZM221 215H220V216H221ZM18 216H19V215H17V217H18ZM120 216H121V215H120ZM137 216H138V214H137ZM176 216H177V215H176ZM180 216H181V215H180ZM182 216H183V215H182ZM190 216H191V214H190ZM15 217H16V216H15ZM19 217H21V216H19ZM23 217H24V216H23ZM40 217H41V216H40ZM116 217H117V216H116ZM157 217H159V216H157ZM172 217H173V216H172ZM192 217H193V216H192ZM240 217H241V216H240ZM10 218H12V217H10ZM111 218L113 219L114 217H111ZM121 218H122V217H121ZM124 218H125V217H124ZM190 218H191V217H190ZM246 218H247V217H246ZM249 218H250V217H249ZM8 219H9V218H8ZM24 219H25V218H24ZM73 219H74V218H73ZM108 219H110V218H108ZM112 219H110V221H108V222H110V226H109V227H111V225H112L111 223H113V222H111ZM131 219H132V218H131ZM168 219H169V218H168ZM219 219H220V218H219ZM4 220H5V219H4ZM15 220H16V219H15ZM15 220H14V221H15ZM56 220H57V219H56ZM68 220H69V219H68ZM86 220H87V219H86ZM94 220H95V219H94ZM118 220H119V219H118ZM240 220H241V219H240ZM9 221H10V219H9ZM19 221H20V219H19ZM21 221L23 222L24 220H21ZM49 221H50V220H49ZM66 221H67V220H66ZM97 221H98V220H97ZM119 221H120V220H119ZM134 221H135V220H134ZM152 221H153V220H152ZM159 221H160V220H159ZM197 221H198V220H197ZM215 221H216V220H215ZM242 221H243V220H242ZM15 222H16V221H15ZM39 222H40V221H39ZM56 222H58V221H56ZM56 222H55V224H56ZM117 222H118V221H117ZM120 222H121V221H120ZM127 222H128V221H127ZM143 222H144V221H143ZM156 222H157V221H156ZM184 222H185V221H184ZM187 222H188V221H187ZM208 222H209V221H208ZM233 222H235V221H233ZM11 223H12V222H11ZM44 223H45V222H44ZM44 223H43V224H44ZM47 223H48V222H47ZM93 223H94V221H93ZM115 223H116V222H115ZM123 223H124V222H123ZM133 223H134V222H133ZM148 223H149V222H148ZM171 223H172V222H171ZM253 223H254V222H253ZM4 224H5V223H4ZM39 224H40V223H39ZM41 224H42V223H41ZM45 224H46V223H45ZM95 224H96V223H95ZM102 224H103V223H102ZM107 224H108V223H107ZM124 224H125V223H124ZM65 225H66V224H65ZM96 225H97V224H96ZM105 225H106V224H104V226H105ZM108 225H109V224H108ZM120 225H121V224H120ZM147 225H148V224H147ZM231 225H232V224H231ZM254 225H256V224H254ZM4 226H5V225H4ZM13 226H14V225H13ZM15 226H16V225H15ZM43 226H44V225H43ZM46 226H47V225H46ZM74 226H75V225H74ZM128 226H129V224H128ZM139 226H140V225H139ZM143 226H144V225H143ZM154 226H155V225H153V227H154ZM178 226H179V225H178ZM191 226H192V225H191ZM51 227H52V226H51ZM106 227H108V226H106ZM109 227H108V228H109ZM172 227H173V226H172ZM5 228H6V227H5ZM5 228H4V229H5ZM49 228H50V227H49ZM64 228H65V227H64ZM108 228H107V229H108ZM112 228H114V227H112ZM159 228H160V227H159ZM159 228H158V229H159ZM187 228H188V227H187ZM200 228H201V227H200ZM227 228H229V226H228ZM231 228H232V227H231ZM233 228H234V226H233ZM12 229H14V228H12ZM46 229H47V227H46ZM110 229H111V228H110ZM128 229H129V228H128ZM135 229H136V228H135ZM141 229H142V228H141ZM181 229H182V228H181ZM7 230H8V229H7ZM68 230H69V228H68ZM150 230H151V229H150ZM228 230H229V229H228ZM230 230H231V229H230ZM245 230H246V229H245ZM34 231H35V230H34ZM103 231H104V230H103ZM132 231H133V230H132ZM142 231H143V230H142ZM161 231H162V230H161ZM258 231H259V230H258ZM47 232H48V231H47ZM101 232H102V231H101ZM101 232H100V233H101ZM126 232H127V231H126ZM156 232H157V231H156ZM156 232H155V233H156ZM164 232H165V231H164ZM178 232H179V231H178ZM188 232H189V231H188ZM188 232H187V234H188ZM4 233H5V232H4ZM104 233H105V232H104ZM152 233H153V232H152ZM199 233H200V232H199ZM258 233H259V232H258ZM12 234H13V233H12ZM14 234H15V233H14ZM27 234H28V233H27ZM50 234H52V233H50ZM64 234H65V233H64ZM136 234H137V233H136ZM140 234H141V233H140ZM157 234H158V233H157ZM181 234H182V233H181ZM232 234H233V233H232ZM71 235H72V234H71ZM115 235H116V234H115ZM150 235H151V234H150ZM150 235H149V236H150ZM258 235H259V234H258ZM17 236H18V235H17ZM128 236H129V234H128ZM130 236L132 237V234H130ZM141 236H142V235H141ZM156 236H157V235H156ZM240 236H242V235H240ZM9 237H10V236H9ZM14 237H15V236H14ZM37 237H38V236H37ZM102 237H103V236H102ZM109 237H110V235H109ZM109 237H108V238H109ZM162 237H164V236H162ZM187 237H188V236H187ZM201 237H202V236H201ZM261 237H262V236H261ZM67 238H68V237H67ZM110 238H111V237H110ZM136 238H137V237H136ZM156 238H157V237H156ZM192 238H193V236H192ZM219 238H220V237H218V239H219ZM29 239H30V238H29ZM57 239H58V238H57ZM69 239H70V237H69ZM95 239H96V238H95ZM106 239H107V238H106ZM106 239H105V240H106ZM138 239H139V238H138ZM143 239H144V238H143ZM153 239H155L154 236H153ZM164 239H165V238H164ZM218 239H216V240H218ZM0 240H1V239H0ZM3 240H4V239H3ZM105 240H104V241H105ZM118 240H119V239H118ZM129 240H130V239H129ZM145 240H146V239H145ZM149 240H150V239H149ZM155 240H156V239H155ZM155 240H153V241H155ZM161 240H162V239H161ZM165 240H166V239H165ZM199 240H200V239H199ZM221 240H222V238H221ZM230 240L232 241V238H231ZM257 240H258V239H257ZM104 241H103V242H104ZM135 241H136V240H135ZM186 241H187V240H186ZM212 241H213V240H212ZM223 241H224V240H223ZM226 241H227V240H226ZM260 241H261V239H260ZM67 242H68V241H67ZM115 242H116V241H115ZM171 242H172V241H171ZM176 242H177V241H176ZM178 242H179V241H178ZM208 242H210V240H209ZM229 242H230V241H229ZM76 243H77V242H76ZM134 243H135V242H134ZM147 243H148V242H147ZM162 243H163V240H162ZM195 243H197V242H195ZM230 243H231V242H230ZM25 244H26V243H25ZM92 244H93V243H92ZM103 244H104V243H103ZM108 244H109V243H108ZM119 244H120V243H119ZM144 244H146V243H144ZM144 244H143V245H144ZM171 244H173V243H171ZM243 244H244V243H243ZM123 245H124V244H123ZM184 245H185V244H184ZM190 245H192V244L190 243ZM201 245H202V244H201ZM12 246H13V245H12ZM53 246H54V245H53ZM67 246H68V245H67ZM119 246H120V245H119ZM124 246H125V245H124ZM136 246H137V244H136ZM158 246H159V245H158ZM198 246H199V245H198ZM261 246H262V245H261ZM261 246H260V248H261ZM14 248H15V247H14ZM19 248H20V247H19ZM71 248H72V247H71ZM215 248H216V247H215ZM12 249H13V248H12ZM242 249H243V248H242ZM248 249H249V248H248ZM251 249H252V248H251ZM9 250H10V249H9ZM71 250H72V249H71ZM85 250H86V249H85ZM92 250H93V249H92ZM130 250H131V249H130ZM146 250H147V249H146ZM148 250H149V249H148ZM150 250H151V249H150ZM164 250H166V249H164ZM179 250H180V249H179ZM212 250H213V249H212ZM10 251H11V250H10ZM13 251H14V250H13ZM49 251H50V250H49ZM102 251H103V250H102ZM119 251H120V249H119ZM182 251H183V250H182ZM221 251H222V250H221ZM259 251H260V250H259ZM15 252H16V251H15ZM63 252H64V251H63ZM79 252H80V251H79ZM90 252H91V251H90ZM141 252H142V251H141ZM193 252H194V251H193ZM232 252H233V251H232ZM43 253H44V252H43ZM77 253H78V252H77ZM112 253H113V252H112ZM130 253H131V252H130ZM260 253H261V252H260ZM3 254H4V253H3ZM47 254H48V253H47ZM80 254H81V253H80ZM97 254H98V252H97ZM101 254H102V253H101ZM117 254H118V253H117ZM140 254H141V253H140ZM188 254H189V253H188ZM240 254H241V253H240ZM251 254H253V253H251ZM38 255H39V254H38ZM70 255H71V254H70ZM78 255H79V254H78ZM92 255H94V254H92ZM111 255H112V254H111ZM118 255H119V254H118ZM135 255H136V254H135ZM191 255H192V253H191ZM14 256H15V255H14ZM58 256H59V255H58ZM68 256H69V255H68ZM180 256H181V255H180ZM200 256H202V255H200ZM211 256H212V255H211ZM234 256H235V255H234ZM250 256H251V255H250ZM12 257H13V256H12ZM59 257H61V256H59ZM63 257H64V256H63ZM96 257H97V256H96ZM102 257H103V256H102ZM113 257H114V256H113ZM115 257H116V256H115ZM119 257H120V256H119ZM144 257H145V256H144ZM154 257H156V256H154ZM154 257H153V258H154ZM190 257H191V256H190ZM254 257H255V256H254ZM10 258H11V256H10ZM10 258L8 257V259H10ZM14 258H15V257H14ZM17 258H18V257H17ZM47 258H48V257H47ZM47 258H46V260H47ZM89 258H90V257H89ZM98 258H99V257H98ZM98 258H97V259H98ZM131 258H132V257H131ZM175 258H176V257H175ZM199 258H200V257H199ZM199 258H198V259H199ZM49 259H50V258H49ZM86 259H87V258H86ZM120 259H121V258H120ZM159 259H160V258H159ZM220 259H221V258H220ZM11 260H12V259H11ZM43 260H44V259H43ZM71 260H72V259H71ZM186 260H187V259H186ZM199 260H200V259H199ZM239 260H240V259H239ZM262 260H263V259H262ZM14 261H15V260H14ZM89 261H90V260H89ZM148 261H149V260H148ZM158 261H159V260H158ZM163 261H164V260H163ZM174 261H175V260H174ZM233 261L235 262V260H233ZM251 261H252V260H251ZM23 262H25V261L23 260ZM92 262H93V261H92ZM106 262H107V261H106ZM115 262H116V261H115ZM125 262H126V261H125ZM181 262H182V261H181ZM199 262H200V261H199ZM245 262H247V261H245ZM20 263H21V262H20ZM61 263H62V262H61ZM83 263H84V261H83ZM89 263H90V262H89ZM96 263H98V262H95V264H96ZM120 263H121V262H120ZM173 263H174V262H173ZM231 263H232V261H231ZM2 264H3V263H2ZM129 264H130V263H129ZM153 264H155V263H153ZM187 264H188V263H187ZM191 264H193V263H191ZM209 264H210V263H209ZM242 264H243V263H242Z\"/></svg>",
  "mask_w": 264,
  "mask_h": 264
}]
</instances>
